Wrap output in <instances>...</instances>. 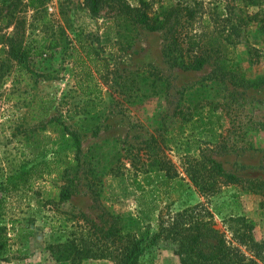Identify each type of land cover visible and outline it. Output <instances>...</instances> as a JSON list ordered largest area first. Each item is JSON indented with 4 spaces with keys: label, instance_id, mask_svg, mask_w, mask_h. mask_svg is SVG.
<instances>
[{
    "label": "rangeland",
    "instance_id": "1",
    "mask_svg": "<svg viewBox=\"0 0 264 264\" xmlns=\"http://www.w3.org/2000/svg\"><path fill=\"white\" fill-rule=\"evenodd\" d=\"M127 1L137 6L139 0ZM144 1L150 15L169 5L192 7L194 20L190 25L182 20V35L210 42L221 57L200 71L173 67L164 55L166 31L133 24L116 7L92 15L82 0H48L39 13H26L31 47L26 69L0 51V183L20 163L53 166L56 155L72 158L64 127L78 132L84 161L77 193L63 204L45 200L60 180L39 182L13 195L0 188V234L5 239L0 264H70L57 261L59 252L48 249L77 232L71 224L65 232L57 229L56 219L63 216L59 211L82 212L107 227L110 215L141 218L137 199L142 191L159 193V206L171 211L200 203L234 246L237 224L232 220L244 217L255 242H264L259 196L217 186L207 197H178L180 187L164 183L168 173L172 182L182 179V190H195L188 171L206 150L226 172L264 180V84H246L264 77V33L259 28L264 0ZM51 39L58 42L56 49L47 48ZM41 45L45 49L40 51ZM162 83L168 86L166 93ZM142 220L150 223V218ZM145 264L180 262L163 245Z\"/></svg>",
    "mask_w": 264,
    "mask_h": 264
},
{
    "label": "trees",
    "instance_id": "2",
    "mask_svg": "<svg viewBox=\"0 0 264 264\" xmlns=\"http://www.w3.org/2000/svg\"><path fill=\"white\" fill-rule=\"evenodd\" d=\"M47 1L0 0V51L5 52L18 67L26 69L31 54V47L26 43L25 15L28 11L39 13ZM82 4L92 15H98L106 6L116 7L117 12L127 16L133 24L143 26L150 32L166 31L164 55L173 67L183 71H200L212 58L218 59L222 55L210 42L200 44L201 41L196 36L182 35V20L190 25L196 14L188 5H169L150 15L146 11L144 0H139L137 6L131 5L127 0H82ZM10 28V33L3 32ZM259 28L264 33V18L261 19ZM186 39L189 41L186 42ZM57 47L58 42L55 39L48 40V49ZM43 49L44 45L38 48L40 51ZM143 76H146L144 71ZM156 80L159 79H155V82ZM246 84L249 87H258L264 84V77L259 82L247 81ZM151 85L156 89L154 81ZM161 87L166 93L168 86L162 83ZM63 138L68 144L67 150L73 155L72 158L67 153L62 157L61 154L56 155L58 159L53 166L47 161L31 165L20 163L18 171L7 176L0 183V188L7 195H13L32 190L39 182H48L50 185L56 179L62 184L55 191L45 193L46 203L63 204L70 200L77 193V178L84 161L78 132L64 127ZM206 152H202L203 160L196 162L188 171L189 181L195 190L190 186L182 190V179L172 182L168 173L164 179L165 185L180 187L178 197L191 196L194 193L199 197H207L217 186H231L238 191L259 196L260 206L264 208V180L244 179L226 172L218 161L211 158L210 151ZM52 175H56V178L51 177ZM52 192L54 196L51 197ZM159 200V193L142 191L137 199L141 218L110 215L107 227L97 225L82 212L73 214L59 211L63 218L56 219L57 229L65 232L68 224H71L76 227L77 232L67 234L68 237H73L71 240L66 239L63 243L58 241L48 249L59 252L57 261L70 264H80L87 260H110L114 264H145L148 256L163 245L173 250L179 257L180 264H263L264 242H255L250 234L252 226L246 218L236 217L232 220L237 224L235 232L232 233L234 246L227 240L224 231L215 228L216 224L211 215L200 203L171 211L168 207L161 208ZM143 218H150V223H144ZM22 231L19 229L18 234ZM4 241L0 234V248L2 244L5 245ZM243 246L248 255L242 250Z\"/></svg>",
    "mask_w": 264,
    "mask_h": 264
}]
</instances>
